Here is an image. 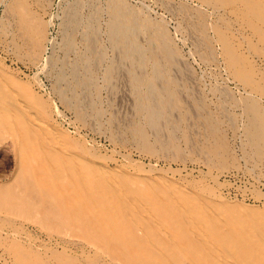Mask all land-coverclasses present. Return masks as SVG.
<instances>
[{
    "label": "rangeland",
    "instance_id": "374dc122",
    "mask_svg": "<svg viewBox=\"0 0 264 264\" xmlns=\"http://www.w3.org/2000/svg\"><path fill=\"white\" fill-rule=\"evenodd\" d=\"M263 235L264 0H0V264H264L225 242Z\"/></svg>",
    "mask_w": 264,
    "mask_h": 264
},
{
    "label": "bare ground",
    "instance_id": "6f19581e",
    "mask_svg": "<svg viewBox=\"0 0 264 264\" xmlns=\"http://www.w3.org/2000/svg\"><path fill=\"white\" fill-rule=\"evenodd\" d=\"M77 2V1H76ZM81 2V1H80ZM112 2V1H111ZM240 3V2H239ZM171 4V3H170ZM90 5V4H89ZM88 5V6H89ZM93 5H94V3H93ZM166 5V4H165ZM168 5V4H167ZM79 6H81V4L79 5ZM96 6V5H95ZM76 8V7H75ZM75 8H73V9H75ZM68 9V8H67ZM108 9V8H107ZM110 9V8H109ZM69 10H70V8H69ZM166 10V9H165ZM170 10V9H169ZM71 11V10H70ZM69 12V11H68ZM79 12V11H78ZM108 12V11H107ZM74 13H76V12H74ZM74 13H73V15H74ZM80 13V12H79ZM109 13V12H108ZM93 14V13H92ZM237 14V13H236ZM70 15H72V12H71V14ZM80 15V14H79ZM225 15V14H224ZM121 16V15H120ZM191 16H193V15H191ZM78 17V16H77ZM94 17H95V14H94ZM131 17V16H130ZM233 17V16H232ZM231 17V18H232ZM71 18H72V16H71ZM81 18V17H80ZM79 18V19H80ZM122 17H120V19H119V16L118 15H114V22H113V25H112V30H111V36L113 37V43L115 42V40L117 39H119L120 38V34L121 33H123V30H124V32H125V34L127 33V32H129L128 34H126V36H125V41L127 42V41H130L131 40V37H130V35H131V33H130V31H129V29L128 28H126V27H129V28H131L130 26H128L126 23H128L129 24V22H128V19H126V18H122ZM83 19V18H82ZM110 19V18H109ZM132 19V18H131ZM18 20V19H17ZM135 20V19H134ZM74 21V20H73ZM76 21V20H75ZM109 21V20H108ZM234 21H235V19H234ZM80 22L81 23H83L82 22V20H80ZM79 22V23H80ZM110 22H111V19H110ZM121 22H123L122 24V26H120L119 27V23H121ZM231 22V21H230ZM87 23V22H86ZM77 25H78V22H77ZM125 26V27H124ZM135 25L133 24V27H134ZM90 27V26H89ZM96 27V26H95ZM94 27V28H95ZM111 28V27H110ZM142 28V27H141ZM87 29H89V28H87ZM94 31V30H93ZM135 31H133L132 30V35H133V33H134ZM138 32V31H137ZM130 34V35H129ZM147 34V33H146ZM100 35V34H99ZM135 35V34H134ZM139 34L137 33V35L136 36H138ZM246 35V34H245ZM91 37H93V36H91ZM124 37V36H123ZM135 37V36H134ZM142 37V36H141ZM148 37V36H147ZM122 38V37H121ZM150 38V37H149ZM152 38V37H151ZM115 39V40H114ZM124 39V38H123ZM135 39H137L136 37H135ZM119 40H122V39H119ZM133 40V39H132ZM134 41V40H133ZM138 41V40H137ZM136 41V42H137ZM94 42V41H93ZM120 42V41H119ZM132 42V41H131ZM116 43V42H115ZM133 43V42H132ZM153 43V42H152ZM124 44V43H123ZM122 44V45H123ZM136 44V43H135ZM135 44H131V45H135ZM113 45V44H112ZM125 45H126V43H125ZM93 46H94V44H93ZM92 46V47H93ZM144 46H145V44H144ZM148 46H149V44H148ZM116 47V46H115ZM125 47V46H124ZM151 47H153V45H151ZM155 47V46H154ZM136 48V47H135ZM145 48V47H144ZM92 49V48H91ZM99 49V48H98ZM114 49V48H113ZM146 49V48H145ZM118 50L120 51V47H118ZM159 50V49H158ZM85 50H83V52H84ZM93 51V50H92ZM143 51H145L144 49H143ZM108 52V51H107ZM117 52V51H116ZM122 52H124V53H121V56H123V54H124V56L126 57H131V49H130V47H126V49H125V51L123 50ZM160 52V51H159ZM101 53H103V52H101ZM135 53V52H134ZM136 54V53H135ZM145 54H146V52H145ZM85 55V54H84ZM112 55V54H111ZM116 55V54H115ZM140 55V54H139ZM159 55V54H158ZM95 56V55H94ZM108 56V55H107ZM134 57L136 56L137 57V54L136 55H133ZM160 56V55H159ZM82 57V56H81ZM127 57L125 58V59H127ZM143 58L144 57V55H142V56H140V58ZM148 57V56H147ZM147 57H145L146 59H147ZM161 57H162V55H161ZM110 58V57H109ZM95 59V58H94ZM45 60V59H44ZM96 60V59H95ZM108 60V59H107ZM111 60V59H110ZM145 60V59H144ZM144 60H142L141 59V61L140 60H138V62H137V64H136V66H134L133 67V69H131V70H128V72H129V77H130V80H131V87L129 88V90H131L130 91V94L131 93H133L134 95L135 94H137V97H138V99H139V96L140 95H138V91H139V89H138V87L136 86V82L135 81H137V78L139 77L140 79H141V74L142 73H140V74H138L139 72V70H141L142 69V67H143V65H144V62L146 61H144ZM82 62V61H81ZM156 62H158V61H156ZM96 63H99V62H96ZM134 63V62H133ZM161 63V62H160ZM80 64V63H79ZM163 64V63H162ZM96 65V64H95ZM113 65H114V67H115V65L116 64H114V62H113ZM164 66V65H163ZM159 67V66H158ZM157 67V68H158ZM76 68V67H75ZM109 68V67H108ZM139 69V70H138ZM144 69H145V67H144ZM101 70V69H100ZM134 70H138L137 72L138 73H136L135 75H133V71ZM155 70V72H156V76L157 77H162V76H159L160 74H161V71H162V69L160 70V69H154ZM87 71V70H86ZM89 71V70H88ZM95 71V70H94ZM155 72H154V75H155ZM83 73V72H82ZM80 74V73H79ZM150 74V73H149ZM65 75V74H64ZM77 75V74H76ZM82 76V75H81ZM155 76V77H156ZM79 77V76H78ZM143 77V76H142ZM154 77V76H153ZM77 78V77H76ZM75 79V78H74ZM154 79H156V78H154ZM139 80V79H138ZM151 80V79H150ZM80 81V80H79ZM140 81V80H139ZM154 81V80H153ZM232 81V80H231ZM150 83H148V85L150 86V87H148L152 92H154L155 93V91H156V86L154 85V83L152 82V81H149ZM71 84V83H70ZM82 85V84H81ZM147 85V84H146ZM139 86V85H138ZM82 87V86H81ZM145 89V88H144ZM164 89V88H163ZM159 90H161V88H159ZM162 91V90H161ZM148 92V91H147ZM151 92V93H152ZM163 92V91H162ZM83 93V92H82ZM150 93V94H151ZM156 93H158V92H156ZM160 93V92H159ZM166 93V92H165ZM153 94V93H152ZM133 95V96H134ZM84 97V96H83ZM136 97V96H135ZM136 97V98H137ZM147 97V96H146ZM152 97H155V96H152ZM159 97H160V95H159ZM158 97V98H159ZM141 98V97H140ZM262 98V97H261ZM154 99V98H153ZM163 98H161L160 100L161 101H158V102H155V103H157V104H155V103H153V107H154V113L155 114H157L158 115V119L160 118L159 116H161V115H163L165 112H164V109H165V105H164V103H163V100H162ZM135 100H137V99H135ZM154 101V100H153ZM137 102V101H136ZM148 102V101H147ZM144 104V103H143ZM168 104V103H167ZM141 105V104H140ZM150 105V104H149ZM149 105H144V106H149ZM152 105V104H151ZM152 107V108H153ZM26 108V107H25ZM146 108V107H145ZM142 109H144V108H142ZM133 110V109H132ZM151 110H153V109H151ZM59 113V112H58ZM60 114V113H59ZM32 115V114H31ZM156 116V115H155ZM153 117V116H152ZM167 117V116H166ZM36 119H37V117H35ZM163 118V117H162ZM168 118V117H167ZM29 120V119H28ZM43 120V119H42ZM154 120V119H153ZM163 120V119H162ZM41 121V120H40ZM43 123H45L44 121H42ZM56 122V121H55ZM47 123V122H46ZM45 123V124H46ZM155 125H156V123H155ZM48 127L50 126V124L49 125H47ZM50 128V127H49ZM48 128V129H49ZM51 128H52V126H51ZM50 128V129H51ZM57 128V127H56ZM77 128V127H76ZM152 128V127H151ZM78 129V128H77ZM76 129V130H77ZM163 129V128H162ZM41 130V129H40ZM53 130V129H52ZM63 130V129H62ZM42 132V131H41ZM155 133V132H154ZM43 134H44V132H43ZM55 134V133H54ZM155 135H156V133H155ZM157 138H159V137H157ZM200 139V138H199ZM60 141V140H59ZM58 141V142H59ZM61 142V141H60ZM43 144V143H42ZM54 146V145H53ZM69 148V147H68ZM114 150V149H113ZM67 151V150H66ZM60 152V151H59ZM67 152H69V150L67 151ZM113 152H116V150L115 151H113ZM72 153V152H71ZM91 153V152H90ZM90 153L88 152V154H89V156H90ZM96 153V152H95ZM94 153V155H97V154H95ZM68 154V153H67ZM99 154V153H98ZM130 154V153H129ZM70 155V154H69ZM93 155V154H92ZM120 155H122L123 156V153L122 154H120ZM127 155V154H126ZM98 156V155H97ZM95 157V156H90L89 158H85V157H82V158H77L75 155L72 157V156H70V157H72V158H75L74 160H76V161H80V162H83V160H88L89 161V164H90V166H91V168H93L92 170L95 172V173H98L99 175L102 173V174H106L109 170H108V167H107V165H106V163H105V161H102L101 159L100 160H97L99 157ZM104 156V155H103ZM121 156V157H122ZM97 158V159H96ZM109 158V157H108ZM112 159H113V157H112ZM114 159L115 160H117L115 157H114ZM123 159H125V158H123ZM113 161V160H112ZM119 161V160H118ZM107 162V161H106ZM128 162H131L130 160L128 161ZM114 163H116V161L114 162ZM131 163H133V162H131ZM141 163V162H140ZM119 164V163H118ZM124 164H126V162L124 163ZM129 164V163H128ZM137 164V163H136ZM139 164V163H138ZM120 165V164H119ZM122 166H123V164H121ZM143 165V164H142ZM125 167V166H124ZM66 168V167H65ZM119 168V167H118ZM144 168V167H143ZM149 168H150V165H149ZM152 168V167H151ZM180 168V167H179ZM113 169V168H112ZM141 169V168H140ZM160 169V168H159ZM158 169V170H159ZM167 169V168H166ZM171 169V168H170ZM178 169V168H177ZM116 170V169H115ZM121 170V169H120ZM150 170V169H149ZM153 170V169H152ZM151 170V171H152ZM157 170V169H156ZM155 170V171H156ZM169 170V169H168ZM174 170H176V169H174ZM198 170V169H197ZM122 171L123 172H125L123 169H122ZM141 171V170H140ZM170 171V170H169ZM180 172H181V170H179ZM199 171H201L200 170V168H199ZM121 172V171H120ZM153 172H154V170H153ZM167 172V171H166ZM147 173H149V172H147ZM151 173V172H150ZM156 173V172H155ZM189 173V172H188ZM135 174V173H134ZM140 174V173H139ZM215 175V174H214ZM221 175V174H220ZM226 175V174H225ZM75 176V175H74ZM158 176V175H157ZM218 176V175H217ZM134 177H135V179L134 180H136V182L137 183H147V181H148V177H149V174H146V175H141V176H138V174L137 175H134ZM212 177H214V176H212ZM218 178V177H217ZM82 178H80V180H81ZM103 180L102 181H106V183L108 184V186H110V187H112V188H116L117 190H119V179H117V178H112L111 176L109 177V178H106V179H104V178H102ZM210 179V178H209ZM213 179V178H212ZM216 179V178H215ZM57 181V180H56ZM213 181V180H212ZM216 181V180H215ZM245 182V181H244ZM165 184V183H164ZM178 185V184H177ZM197 185V184H196ZM253 185V184H252ZM189 186V185H188ZM105 187V186H104ZM224 187V186H223ZM85 188V187H84ZM225 188V187H224ZM188 189V188H187ZM187 189H185V188H181V187H177V188H174V189H172V191L171 190H169L170 192H172V193H175V194H184V193H187L188 191H186ZM241 189V188H240ZM246 189V188H245ZM250 190V189H249ZM191 191V190H190ZM121 193V192H120ZM172 193H169L170 195L172 194ZM262 193V192H261ZM260 193V194H261ZM123 195H124V193H123ZM258 195V194H257ZM173 196V195H172ZM118 197V196H117ZM126 197V196H125ZM174 197V196H173ZM127 198V197H126ZM128 199V198H127ZM174 199H175V197H174ZM199 199V198H198ZM176 200V199H175ZM140 202V201H139ZM173 202H175V201H173ZM177 202V201H176ZM202 202H200V204H201ZM140 204H141V202H140ZM175 204H177V203H175ZM203 204V203H202ZM201 204V206H203ZM142 205V204H141ZM180 205V204H179ZM143 206V205H142ZM181 206V205H180ZM144 207V206H143ZM182 207V206H181ZM183 208V207H182ZM204 208V207H203ZM242 209V208H241ZM137 210V209H136ZM147 210V209H146ZM183 210H185L184 208H183ZM203 210H205V209H203ZM132 211V210H131ZM206 211V210H205ZM211 211L213 212V210L211 209ZM211 211H210V213H211ZM186 212V211H185ZM140 213V212H139ZM207 213V212H206ZM141 214V213H140ZM213 214H215V212L213 213ZM142 215V217H143V214H141ZM150 215H152L151 213H150ZM129 216H130V214H129ZM153 217V216H152ZM190 217V216H189ZM192 217V216H191ZM145 218V217H144ZM154 218V217H153ZM193 218V217H192ZM225 218V217H224ZM146 219V218H145ZM220 219V218H219ZM252 219V218H251ZM131 220V219H130ZM132 220H133V218H132ZM156 220V218H154V221ZM134 221V220H133ZM223 221V220H222ZM149 222V221H148ZM232 223V222H231ZM136 224V223H135ZM195 224V223H194ZM188 225V224H187ZM196 225V224H195ZM221 225V224H220ZM226 226V225H225ZM165 227V226H164ZM202 228H203V226H201ZM201 227H200V230H201ZM161 228V227H160ZM145 229V228H144ZM190 229H192V228H190ZM166 230V229H165ZM203 230H205V229H203ZM218 230V229H217ZM164 231V230H163ZM191 231H193V230H191ZM165 232V231H164ZM167 232V231H166ZM169 232V231H168ZM144 233V232H143ZM193 233H194V231H193ZM220 233V232H219ZM144 235H145V233H144ZM167 235V234H166ZM195 235V234H194ZM204 235V234H203ZM207 234H205V237L207 238V236H206ZM169 236V235H168ZM259 236V235H258ZM264 236V235H263ZM140 237V236H139ZM195 237H196V235H195ZM171 238V237H170ZM197 238V237H196ZM261 238V237H260ZM140 239H142V238H140ZM207 240H208V238H207ZM263 240V239H262ZM200 241V240H199ZM201 242V241H200ZM225 242H227L226 244V248H228L227 250H229V248L231 247V251L232 252H230V251H226V252H230L231 254H233V256L235 255V258H237V260H238V262H241V261H245V260H251V261H258V263L259 262H261V261H263L264 262V250H263V248L261 247V246H256V245H253V244H251L250 242H247V243H243V242H241L240 240H237V239H235V238H232V240H228L227 239V241H225ZM264 243V242H263ZM212 244V243H211ZM223 244V243H222ZM204 247H206L205 245H204ZM214 247V246H213ZM161 248V247H160ZM216 248V247H215ZM157 249V248H156ZM218 249H221V248H218ZM225 251V250H224ZM100 252V251H99ZM213 252H215V251H213ZM209 253H210V251H209ZM217 254H221V257H222V259H225L226 261H228L227 260V256L225 255V253L223 252L222 253V251L221 252H219V250H218V253ZM215 255V256H214ZM213 255V257L214 258H216V254H214ZM220 260V259H219ZM228 262H230V261H228ZM231 263V262H230ZM232 264V263H231Z\"/></svg>",
    "mask_w": 264,
    "mask_h": 264
}]
</instances>
